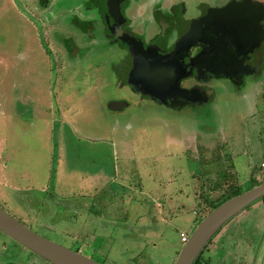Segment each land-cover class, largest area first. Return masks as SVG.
Segmentation results:
<instances>
[{"label": "rangeland", "instance_id": "rangeland-1", "mask_svg": "<svg viewBox=\"0 0 264 264\" xmlns=\"http://www.w3.org/2000/svg\"><path fill=\"white\" fill-rule=\"evenodd\" d=\"M135 1L141 5L166 3L167 23L158 24L152 17L144 21L154 40L167 38L171 46L174 29L168 16L177 0H127L130 11L136 8ZM206 1L211 0H183L186 18L197 17ZM64 5L68 8L69 2L55 1L42 14ZM24 6L28 15L35 16L25 18L16 7V13L8 16L20 25L26 47L16 43L19 39L14 28L2 30L0 35V170L7 177L0 178V207L42 237L100 264H175L184 235L190 237L215 207L236 192L246 193L264 183V86L252 108L255 117H249L251 107H245L246 96L237 93L227 79L217 84L212 81L210 90L201 85L205 100L193 106L188 115L163 112L136 86L125 87L128 83L109 65L104 66L110 60L104 56L96 59L103 61L99 63L104 66L101 68L93 62L68 68L61 56L58 59L62 64L55 68L51 44L41 36L36 20L39 15L32 10L34 4L29 7L25 2ZM41 37L47 50L42 49ZM120 58L116 53L112 59L118 62ZM110 71L112 81L108 83L105 78ZM261 77L264 80V72ZM188 83L200 88L194 80ZM99 86L109 100L124 102L127 107L106 111L100 100L94 99ZM54 92L58 98L64 92L71 95L66 111L56 107ZM89 108H93V114ZM60 111L61 116L68 115L67 123L61 126L62 138L58 132ZM110 131L119 139L130 138L135 159L132 167L128 166L132 174L124 177L129 181L121 186L109 180L101 193L85 192L84 188L94 187L89 178L82 181L85 173L108 171L107 175H115L110 173L114 159V148L108 142L113 137ZM176 135L198 138V161L194 154L179 156L181 162L192 163L198 178L192 191L188 189L173 198L168 191L181 190V181L163 180L165 175L159 173L161 165L155 159L162 158L169 150L167 143ZM56 145L60 146L58 159ZM160 146L165 147L164 151ZM178 161L171 165L173 169H178ZM170 183L171 187L165 186ZM124 186L127 188H121ZM43 188L48 195L38 193L44 192ZM86 194L88 201L84 199L82 208L77 209ZM60 208L67 212L61 213ZM83 208L88 211H80ZM113 224L115 228H110ZM257 255L263 263L264 200L234 217L218 232L205 248L201 264H253ZM0 264L51 263L0 232Z\"/></svg>", "mask_w": 264, "mask_h": 264}, {"label": "crops", "instance_id": "crops-1", "mask_svg": "<svg viewBox=\"0 0 264 264\" xmlns=\"http://www.w3.org/2000/svg\"><path fill=\"white\" fill-rule=\"evenodd\" d=\"M55 1L58 4L62 1H64V3L69 2V7L67 8L64 5V8H61V7H59L58 9L51 8V10L47 11L49 13H46V14L44 13L45 15L42 14L44 9H47L48 6H50L52 3H55ZM182 1L177 0V3L178 2L183 3ZM25 2L29 3V7H31L30 4H34L32 10H34L36 12V14L39 15V17H37L36 20H38V23L41 26V31L43 32L41 36H43L45 38V40L47 38L46 41H49V44H51L50 50L53 53L52 57H53V60L55 62V65H56V66H54L55 68L59 67L62 64L61 60H63L64 63H68V65H69V66H67L68 68H70V66L77 67L78 64H80V62L83 65V67H85L87 65V63H89V62H93V63H97L95 66H97V67L100 66V68L109 65L110 69H112L111 71H113L112 66L117 63L116 61H114V59H112L114 54L118 53L119 55H121V57L123 56V51H121L120 47L118 45L113 46L112 44H110L108 41V37H106V34H107L106 30L107 29L104 28V26H105L104 23L106 21L104 11L102 13V6L104 5V0H51L48 3H45L41 0H37L35 2L33 0H28V1L27 0H17V1L13 0V2H12V0H3V1L0 0V3L2 4V6H0V8H1L0 9V23H2V27H0V30H1L0 35L4 33V32H2V30L7 32L8 29L14 28L16 30V34L18 33L17 39H19V41L16 40V43L19 44L20 47H24V48L26 47V40L21 35L20 25L16 24V22H14L8 16V13H16V10H17L18 14H20L22 12L21 16L26 17V15L23 12V9H27V7L24 6ZM14 4H15V6H14ZM152 6H153V4H150V5L142 4L141 5L140 1H137L135 11H130L128 13V15L131 18L134 14H138L139 16L144 17L148 13V10L150 12ZM163 6L166 7V3H164ZM15 7H16V10H15ZM83 21H87L89 23L86 25L85 28H83L82 26L80 27V25H79V27L81 29L78 28L76 23L77 22L81 23ZM44 33L45 34L47 33V34L44 35ZM41 40L44 42V39H42V37H41ZM42 49L47 50V48L45 47V42L42 44ZM67 55L69 56L70 59L67 57ZM259 55L264 57L263 51H260ZM60 56H61V60L58 59ZM103 56L106 59L108 58L110 60L105 62L106 64L104 66H103V64H101L102 65L101 66L99 63H101V62L103 63V61L99 60L100 62H98L97 60H98V58L101 59ZM87 57H89V58H87ZM51 60H52V58H51ZM119 60H118V62H119ZM261 64L263 66H261ZM87 67L90 68L89 65ZM259 67H262L260 69L261 71L258 74H255V75H252V76L246 78L242 88L240 90L236 91L237 93L243 92V95L246 96V100H247L246 103L247 104H245V107H251L249 117H255L256 112L252 108L255 107L257 102H258V91L260 89L262 90V88H263L262 86H264V80L261 77L262 76L261 74L264 71V60L260 63ZM111 71H110L109 76H107L105 78V80L108 83H109V81H112ZM260 77H261V80L258 79ZM217 83H219V81L216 80L215 84H217ZM57 84H58V81H56V85ZM215 84H214V86H215ZM125 87H127L128 89L132 88V86L130 84H127ZM0 89H1V87H0ZM97 90H98V93H97L96 98H94V99L95 100L99 99L101 102V106L104 107V109L106 111H114V112L119 111V110L111 109L112 104L118 103V101L109 100L108 97H106L104 95V93L101 92L100 86H99V88H97ZM252 90H253V92H252ZM54 94H56V92H54ZM61 94H62V92H61ZM58 96H60V95H58ZM253 96H255L256 100L253 98ZM147 99H149V98H147ZM89 100H91V98H89ZM149 100H151L153 103H155L159 107H161L163 112H173L175 114L176 113H181V114L184 113V114L188 115L189 110L191 112L193 111V106L175 109V108L165 106L162 103L160 104V103L156 102L155 100H152V99H149ZM252 100L255 102L254 106L252 105L254 103V102H252ZM55 101H56V107L57 108L59 105V108H58L59 110H61V111L65 110L66 111L67 105L71 104L70 103L71 95H65V92H64L58 98L57 94H56ZM65 102H67V104H65ZM125 107H127L126 104L122 109H120V111L125 109ZM89 109H90V112L93 111V108H89ZM61 111H60V119H59L60 125L58 126V128H59L58 132H59V136L62 138L61 126L64 125V123H67V122H65V120L67 119L68 115L63 114L61 116V113H62ZM92 114H93V112H92ZM78 115H81V114L78 113ZM246 115H247V113H246ZM77 129L80 131V127H77ZM72 130L74 133L76 132L74 129H72ZM132 130H133V128H132ZM106 131H108V130H106ZM110 132H112V131H110ZM112 133H113L112 134V136H113L112 141H108L109 143H111L110 145L114 148L113 170H111L110 173L114 172L115 175H112V174L107 175V173H109L108 171H106V173L103 172L105 175L103 173L102 174L94 173L92 175L85 173L81 177L82 181H85L86 179L89 178L90 181L94 185L93 188H88V189L84 188L83 190L85 192L90 191V190H95L97 193H99V190H100V193H101V191H102L101 189L105 185L104 184L105 181L110 180L112 182V184L114 183V184H118L120 186L125 184L124 181H126V182L129 181L128 179H125L127 176L132 174L131 170L128 169V166L132 167V163L135 162V159L133 156V151L131 150L132 145L129 142L130 138L129 139H124V138L119 139L118 138L119 135H116L117 136L116 137L114 135V132H112ZM153 144L155 147H159V145L157 146L155 143H153ZM198 144H199L198 138L193 137L192 135H188L185 139L178 138L176 135L170 141V143H167L166 147L169 150L167 152H164V155L162 156V158L159 157V158L155 159V162L161 165L160 166L161 172L159 171V173L165 175L163 180H168L171 182L178 181V180L181 181L179 183V185L181 187H183L181 190L179 189V191H174V192L170 191V190L168 191L169 194L173 198H175L178 195H181L180 193H184V191H188V189H191V191H192L193 182L196 181V179L198 178V174H197L198 172L196 170L193 171L192 163H190L188 161L187 162L186 161L181 162V160H179L180 159L179 156H184L185 154L186 155L194 154L195 158H196V155L198 154V149H199ZM56 146H57L56 151H57V159H58L59 158L58 152L60 150V146H58V145H56ZM206 147L208 149H210L209 146H206ZM119 148H120V150H119ZM160 148L163 149V151H164L165 147L160 146ZM165 156L170 157L171 162L169 159L163 158ZM196 160L198 161V156H197ZM177 161H178V163H177L178 169L176 167L173 169L171 167V165ZM144 163H147V161ZM182 163H185L186 167H183ZM162 166H164L165 168H163ZM1 173H2V171L0 170V178L7 179L6 175L3 176ZM171 184L172 183H170L169 185L166 184L165 186L171 187ZM85 186H87V183ZM106 186H108V185H106ZM121 188H127V187L124 186ZM46 189H48V191H49V188H46ZM41 191H44V192H38V193H45L46 195H48V192L46 190H44V188ZM31 194H33V193H31ZM54 195H55V193H54ZM53 196H51V197H53ZM87 198H88V194L84 195V197L82 196L81 201L77 205L78 206L77 209L82 208V206H80V205L84 204V202H83L84 199H85L84 201H88ZM92 199H93V201H95V198H92ZM157 201H159V202L156 204L160 205L159 203L161 200L157 199ZM46 202H47V200L43 201L44 204H46ZM51 205H53V203ZM84 206L87 207L86 204ZM68 208L71 209L70 207H68ZM45 209H46V212L48 214L49 213L48 206H45ZM60 210H61V213H63V211L67 212L66 208L65 209L60 208ZM80 211L84 212V211H88V210H86V208H83V209H80ZM114 226H115V224L110 225V228H115ZM126 226H127V224H125V227ZM99 227L103 228L101 225H99ZM103 229L105 230V228H103ZM153 244L156 246V244L154 242H153ZM181 244H182V240H181ZM182 246H183V244H182ZM255 260L256 261L253 264H256V262L258 263L259 261L261 262L260 264H264V262L262 263V261L258 258V255L255 257ZM262 260H264L263 257H262Z\"/></svg>", "mask_w": 264, "mask_h": 264}, {"label": "flooded vegetation", "instance_id": "flooded-vegetation-1", "mask_svg": "<svg viewBox=\"0 0 264 264\" xmlns=\"http://www.w3.org/2000/svg\"><path fill=\"white\" fill-rule=\"evenodd\" d=\"M136 3L137 1H135V4ZM107 4L108 0H104L102 13L104 11L106 20L104 24L107 29L106 37H108L110 44L113 46L118 45L121 51H123V56L119 62L112 66L115 75L117 74L121 80L133 85L134 88L136 86L147 98L155 100L147 93L146 89V86L149 89L153 86V84L148 81L150 76L144 75V86L139 82L141 77L132 76V78L129 79L130 73L136 60L141 58L143 53L154 54L164 58L172 52V60H168V63L172 65L176 71H179L182 76L179 80L181 91L187 93L196 90L201 95H199L200 99L198 102L182 106H170L155 100L160 104L162 103L165 106L175 109L195 106L205 100L204 91L201 89V85L206 90H210L208 85L212 81L215 82L216 80L220 81L227 79V82L233 85L236 90H240L246 78L258 74L261 71L260 69L262 67L259 66L264 60V57L259 55L260 51H263L264 55L263 0H226L222 3H220V1H206L200 6L198 16L189 19L186 18L187 12L184 3L175 2L170 9V14L168 16V19L173 23L172 27L174 29L171 33L175 40L171 46L168 45L167 38L160 41L158 39L154 40V36L149 34L150 26H146L144 21L147 17H152V19L158 24H160V22L167 23L166 7L162 5L163 3L160 5H153L150 12L148 10V13L144 17L134 14L131 18L128 13L132 7H128L127 0H122L120 5V17L114 20V22L111 21L109 17ZM229 6H231L230 9L223 14L216 15L210 12L213 10H225L229 8ZM132 11H135V8ZM23 12L26 15L25 18L34 16L28 15L26 9H23ZM179 19L183 20L187 25L180 28L178 22ZM88 23L89 22L87 21H83L81 23L77 22L76 25L80 28ZM190 24H192V26H190ZM160 28L163 29L161 25ZM228 29H232L234 33L241 36L245 33L246 35L251 34L252 41L256 40L257 35L263 36L261 42H258V44L251 47L244 56L242 60L244 72H238L237 76L235 72H232V76L225 72L226 65L230 63L225 56V49H227L226 45L228 44L226 41L228 42V37L222 38V36H224L223 34L225 33V30ZM147 38H149L148 41L145 40ZM126 41L130 43L129 47L125 44ZM222 59H224V62ZM236 62V58L232 60V63L235 64L234 67H236ZM261 66L263 65L261 64ZM234 67H231V71H233ZM190 80H194L200 88L196 85H189L188 82ZM164 94L165 96L163 99L166 102L170 101V103H178L171 99L170 95L172 94H168V92H165Z\"/></svg>", "mask_w": 264, "mask_h": 264}, {"label": "water", "instance_id": "water-1", "mask_svg": "<svg viewBox=\"0 0 264 264\" xmlns=\"http://www.w3.org/2000/svg\"><path fill=\"white\" fill-rule=\"evenodd\" d=\"M121 1L122 0H108V14L113 22L120 17ZM230 7L231 6L225 10H213L210 12L216 15L223 14L230 9ZM178 22L180 28L187 25L181 19H179ZM190 26H192V24H190ZM223 35L222 38L228 37V42L226 41L228 44L226 45L227 49H225V56L227 61L229 60L230 62L226 65L225 72L231 76L232 72H235L237 76L238 72H244V68L242 67L244 56L251 47L258 44V42H261L263 36L257 35L256 40L252 41L251 34L246 35L245 33L241 36L234 33L232 29L225 30ZM125 44L128 47L130 46L128 41H126ZM171 56L172 52L164 58L154 54L143 53V56L136 60L129 79L132 78V76L141 77V79L139 78V82L145 86L143 79L144 75H149L150 79H148V81H150L153 86L150 89L146 86L147 93L155 100L163 102L166 105L182 106L198 102L201 96L198 91L192 90L187 93L181 91L179 80L182 76L179 71H176V69L168 63V60H172ZM235 58L237 60L236 67H234L235 64L232 63V60ZM222 60L224 62V59ZM231 67H234L233 71H231ZM165 92L172 94L170 95L171 99L178 103L174 104L170 103V101L166 102L163 99ZM124 106V102H118L112 104L111 109L120 110ZM263 198L264 183L246 193H241L240 195L229 199L214 209L192 232L188 242L183 245L175 264H196L210 241H212L224 226H226L234 217L241 214L247 208ZM0 232L51 264H100L91 258L83 256L79 252L70 250L35 233L2 207H0Z\"/></svg>", "mask_w": 264, "mask_h": 264}, {"label": "trees", "instance_id": "trees-1", "mask_svg": "<svg viewBox=\"0 0 264 264\" xmlns=\"http://www.w3.org/2000/svg\"><path fill=\"white\" fill-rule=\"evenodd\" d=\"M242 192H236L235 194H233L232 196H230L226 201H228L229 199H231V198H233V197H235V196H238V195H240ZM262 200H264V198L262 199ZM225 201V202H226ZM224 202V203H225ZM223 204V203H222ZM220 206V205H219ZM219 206H217V207H219ZM217 207H215L214 209H216ZM203 256H204V251H203V253H202V255L200 256V258L198 259V261L196 262V264H201V261H202V259H203Z\"/></svg>", "mask_w": 264, "mask_h": 264}, {"label": "built area", "instance_id": "built-area-1", "mask_svg": "<svg viewBox=\"0 0 264 264\" xmlns=\"http://www.w3.org/2000/svg\"><path fill=\"white\" fill-rule=\"evenodd\" d=\"M188 240H189V236L188 235H184L182 237V244L185 245L188 242Z\"/></svg>", "mask_w": 264, "mask_h": 264}]
</instances>
